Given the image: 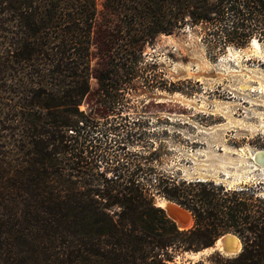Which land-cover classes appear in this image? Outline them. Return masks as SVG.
Returning <instances> with one entry per match:
<instances>
[{"label": "trees", "instance_id": "16d2710c", "mask_svg": "<svg viewBox=\"0 0 264 264\" xmlns=\"http://www.w3.org/2000/svg\"><path fill=\"white\" fill-rule=\"evenodd\" d=\"M104 6L117 20L96 42L100 100L82 109L91 94L98 0H0V264H207L180 263L177 255L227 232L240 238L241 251H215L207 260L264 264L262 184L228 188L157 170L147 183L128 146L131 133H114L122 136L113 139L118 152L103 150L98 135L118 125L103 131L109 118L95 115L98 105L106 117L115 111L144 47L162 32L201 26L206 42L220 48L256 35L264 41V0ZM156 193L187 208L194 226L181 229Z\"/></svg>", "mask_w": 264, "mask_h": 264}, {"label": "rangeland", "instance_id": "374dc122", "mask_svg": "<svg viewBox=\"0 0 264 264\" xmlns=\"http://www.w3.org/2000/svg\"><path fill=\"white\" fill-rule=\"evenodd\" d=\"M104 1L98 0L91 94L82 109H91L100 100L96 42L117 20L105 8ZM258 37L253 36L244 46L228 44L220 48L206 42L201 26L187 24L183 29L160 33L144 47L138 74L120 90L121 101L115 111L112 108L106 117V110L97 106L98 119L109 118L100 129L118 125L115 132L98 135L102 149L110 147V152H118L113 139L127 138V133H131L128 146L140 156L138 160L145 168L141 175L147 183L153 182L157 170L181 179L215 181L228 188L244 184L264 186V168L254 159L258 150H264V41ZM161 199L168 198L156 193L158 206ZM171 202L175 208L170 211L161 206L167 215L179 226L178 218L183 219L181 210H186L190 223L181 229L193 227V214ZM225 234L231 238L234 233ZM215 243L206 252L207 248L179 253L177 260L181 263L183 259H202L212 264L207 259L215 251L230 257L239 253H227L218 244L214 247Z\"/></svg>", "mask_w": 264, "mask_h": 264}, {"label": "bare ground", "instance_id": "6f19581e", "mask_svg": "<svg viewBox=\"0 0 264 264\" xmlns=\"http://www.w3.org/2000/svg\"><path fill=\"white\" fill-rule=\"evenodd\" d=\"M258 42H257V40L255 39L254 40V44H257ZM260 157H264V150H258L257 152H256ZM255 153V154H256ZM255 154H254V158H256L255 157ZM159 205H161L162 207H165V208H167V210L168 211H170L171 209L170 208H173L174 207V204L171 202V201H169L168 199H161V202L159 203ZM179 206V205H178ZM175 208V207H174ZM177 211H179V209L177 210ZM176 211V213H179V212H177ZM182 211H184V212H182ZM172 212H173V210L171 211V215H172ZM173 214H174V212H173ZM181 215L183 216V219H179L180 217L178 216V214H177V216L179 217L178 218V224H179V227L180 228H183V227H186L189 223H190V221H188V219L186 218V210H181ZM188 215H190V214H188ZM176 220V219H175ZM230 240L232 241V246H231V251H233V252H238L239 250H241V247H242V242H241V240H240V238L237 236V235H231V238H230ZM218 245L219 246H221L220 244H219V242H218ZM223 246V245H222ZM210 249H205L204 251L206 252V251H209ZM203 252V251H202ZM201 252H199V254H200Z\"/></svg>", "mask_w": 264, "mask_h": 264}, {"label": "water", "instance_id": "95a60500", "mask_svg": "<svg viewBox=\"0 0 264 264\" xmlns=\"http://www.w3.org/2000/svg\"><path fill=\"white\" fill-rule=\"evenodd\" d=\"M254 158L256 160L257 163H259V165L264 168V157H260L257 153L255 154ZM201 180V179H198ZM228 234H224L222 235L215 243L214 247H217V244L219 242V244L221 245L222 250H224L227 253H233L236 254L238 252H240V250L238 252H233L231 251V246H232V241L230 240L229 235ZM233 235V234H232ZM223 245V246H222ZM213 247V246H212ZM199 253V252H198Z\"/></svg>", "mask_w": 264, "mask_h": 264}]
</instances>
